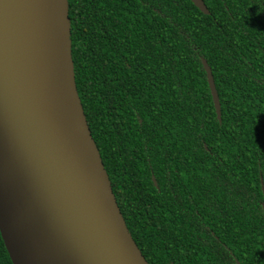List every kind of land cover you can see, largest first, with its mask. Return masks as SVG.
I'll return each instance as SVG.
<instances>
[{"label": "trees", "instance_id": "16d2710c", "mask_svg": "<svg viewBox=\"0 0 264 264\" xmlns=\"http://www.w3.org/2000/svg\"><path fill=\"white\" fill-rule=\"evenodd\" d=\"M203 1L68 0L76 86L150 264H264V0Z\"/></svg>", "mask_w": 264, "mask_h": 264}, {"label": "water", "instance_id": "95a60500", "mask_svg": "<svg viewBox=\"0 0 264 264\" xmlns=\"http://www.w3.org/2000/svg\"><path fill=\"white\" fill-rule=\"evenodd\" d=\"M191 1L210 13L203 0ZM57 86L68 109L54 101ZM0 233L13 264H150L78 94L68 0H0Z\"/></svg>", "mask_w": 264, "mask_h": 264}, {"label": "bare ground", "instance_id": "6f19581e", "mask_svg": "<svg viewBox=\"0 0 264 264\" xmlns=\"http://www.w3.org/2000/svg\"><path fill=\"white\" fill-rule=\"evenodd\" d=\"M69 83H70V80L68 77H66L64 78L62 85L67 86L69 85ZM56 88L58 92L56 94V98L54 99V101L58 103V105H60L62 108L68 109L71 106V104L69 103L68 99L65 97L66 93H64L62 88H58V86Z\"/></svg>", "mask_w": 264, "mask_h": 264}]
</instances>
